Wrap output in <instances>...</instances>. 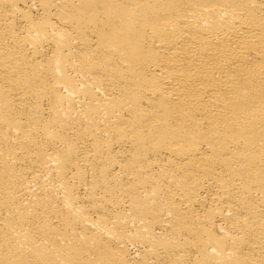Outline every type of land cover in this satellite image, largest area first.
Here are the masks:
<instances>
[{
    "label": "bare ground",
    "instance_id": "6f19581e",
    "mask_svg": "<svg viewBox=\"0 0 264 264\" xmlns=\"http://www.w3.org/2000/svg\"><path fill=\"white\" fill-rule=\"evenodd\" d=\"M0 264H264V0H0Z\"/></svg>",
    "mask_w": 264,
    "mask_h": 264
}]
</instances>
